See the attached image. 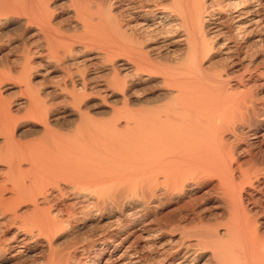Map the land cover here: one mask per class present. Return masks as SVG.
Masks as SVG:
<instances>
[{
    "label": "bare ground",
    "instance_id": "1",
    "mask_svg": "<svg viewBox=\"0 0 264 264\" xmlns=\"http://www.w3.org/2000/svg\"><path fill=\"white\" fill-rule=\"evenodd\" d=\"M7 35L0 227L20 229L0 236V258L41 244L35 264H264V157L251 151L264 102L248 61L264 49V0H0ZM204 186L217 223L199 213ZM166 198L189 201L153 224ZM92 220L107 225L78 238Z\"/></svg>",
    "mask_w": 264,
    "mask_h": 264
},
{
    "label": "rangeland",
    "instance_id": "2",
    "mask_svg": "<svg viewBox=\"0 0 264 264\" xmlns=\"http://www.w3.org/2000/svg\"><path fill=\"white\" fill-rule=\"evenodd\" d=\"M62 2V1H61ZM61 2H59V3H61ZM60 6V5H59ZM61 7V6H60ZM60 7H58V8H60ZM57 8V9H58ZM59 10V9H58ZM64 10V14L63 13H59V14H63V16L65 15V14H67L66 12H67V10L64 8L63 9ZM57 13H58V11H57ZM9 36L12 34V33H10V32H8L7 33ZM7 35V37H2L1 39V41H0V43H3V45H5L6 43L5 42H7V40H9L8 38H11V37H9ZM5 36V35H4ZM6 38H7V40H6ZM11 44H12V42L14 43V42H17V41H15V40H13L12 41V39H11ZM10 42L8 43V45L6 44V46L5 47H8V46H10L11 44H10ZM10 44V45H9ZM19 45L17 46L18 48L20 47V43H18ZM2 44H0V46H1ZM17 47H15L14 49H13V51L15 50V52H13V54L11 55V53H10V55H7V56H9V57H7V58H9V59H11L12 57H13V55H15V53H16V51H18L16 54H18L20 51H21V49L20 48H22V47H20L19 49L17 48ZM263 48V47H262ZM18 49V50H17ZM256 51L257 50V52H253V51ZM262 50V49H261ZM260 49H258V48H254L253 49V51H250V54H249V56H251V57H249V60L248 61H252V59L254 60V61H252L251 62V64H253V66L256 64V67H255V70H256V72L252 75V79H251V81L252 82H254V83H256L255 84V87H257V88H255V89H253V95H256L257 94V96H255V98L257 99V103H259V104H262L263 102H264V77H261V78H259L258 76H256L257 74H258V71H261V70H263L264 69V65L263 64H261V63H264V49H263V52L261 51ZM258 51H261V52H258ZM257 53V54H256ZM258 53H261L260 55H258ZM252 54V55H251ZM256 54V55H255ZM258 55V56H257ZM254 56H255V58H254ZM252 58V59H251ZM251 59V60H250ZM257 60V61H256ZM259 60H261V61H259ZM255 64H254V63ZM258 62V63H257ZM260 66H262V67H260ZM1 67V66H0ZM257 67H260L259 69L257 68ZM1 70H2V67L0 68ZM256 77V78H255ZM257 78H259V79H257ZM258 82V83H257ZM258 84V85H257ZM261 84H263V85H261ZM258 86H260L261 87V89L260 88H258ZM257 89V90H256ZM152 91V92H151ZM154 92H158V90L156 91V89H154V90H152V89H150V91L149 90H147V91H144V92H142V93H140V96H141V98H144V97H148V96H150L151 94H153ZM146 93V94H145ZM149 93V94H148ZM145 94V95H144ZM261 98H263V99H261ZM262 143V144H261ZM260 143V145H257V146H255L253 149H251V151H252V153H254V155H255V157H258L259 159H261V157L263 158L264 157V141H262ZM260 146V147H259ZM257 158V159H258ZM210 183V182H209ZM208 188V187H207ZM207 188L204 186V187H202L201 189H199V190H196V192L193 194V195H198V197L199 196H201L202 197V199H199V201H198V203H197V207H199V208H201V211L202 210H206V212L204 213V212H199L200 214H204V216H202V217H205V214H206V217L205 218H209V219H205L206 221H205V223L207 224V222L208 223H217V221H213V220H218L219 219V217L220 216H217V215H215V216H213V218L212 217H209V214L210 213H214L215 211V208H214V199L213 198H206L205 196H202V195H205V194H201L202 192L203 193H205L206 191H207ZM204 190H205V192H204ZM206 198V199H205ZM168 198H166V199H162V200H159V204L158 203H156L155 202V204H153L152 205V207H150L151 209L149 210V212H150V214H149V217H150V220L152 221V223L153 224H162V226H167V224L169 225L170 223H171V221L170 220H172L171 218H173L174 220L173 221H175L176 219H177V217L179 216V211L181 210V209H179V208H182L181 206H179V205H182L183 203H185L187 200L189 201V199H182V201H183V203H181V202H179V201H176V200H172V201H169V202H167L168 200H167ZM214 200V201H213ZM165 201V202H164ZM185 201V202H184ZM174 202H176V203H174ZM164 205H163V204ZM178 203V204H177ZM159 206H158V205ZM161 206V207H160ZM178 208H177V207ZM183 206V205H182ZM153 207L154 208H157V209H153ZM206 208V209H205ZM153 209V210H152ZM156 210V211H155ZM148 212V213H149ZM208 212H210V213H208ZM106 214V213H108V211H104V212H102V213H98V214ZM97 213H94V215H93V219L94 218H98L100 215H98ZM104 214V215H105ZM98 215V216H97ZM175 215V216H174ZM178 215V216H177ZM208 215V216H207ZM97 216V217H96ZM177 216V217H176ZM175 217V218H174ZM215 217L217 218V219H215ZM114 219V218H113ZM157 219V220H156ZM155 220V221H154ZM208 220H212V222L211 221H208ZM161 221V222H160ZM163 221V222H162ZM164 221H166V223H164ZM219 221V220H218ZM106 222V221H105ZM108 222V221H107ZM169 222V223H168ZM88 224H89V226H87L85 229H82L80 232H82V233H80L79 235H78V238H80V239H83V238H87L88 236L89 237H92L95 233H96V231H98V230H101V229H103L104 227L103 226H106L107 225V223H102V224H104V225H99V227H97V225H96V223L94 222V220H92V221H90V222H88ZM87 224V225H88ZM106 224V225H105ZM92 225H94L93 227L95 228V229H97V230H94L93 231V227H91V228H89L90 226H92ZM4 225H2V227H3ZM7 226V227H6ZM78 226H81V224L79 223L78 224ZM2 227H0V231L2 230V232H0V236L1 235H3L4 234V239H0L4 244H10V242L12 241V239H13V236H12V234H13V229L14 228H16L17 227V229H20V228H18V226H14V228H12V226H10V225H5L3 228ZM97 227V228H96ZM101 227V228H100ZM190 227V226H189ZM4 228H11V231L10 230H8L7 232L5 231L4 232ZM87 229H90V230H88L87 231ZM85 231V232H84ZM87 231V232H86ZM92 232V235L90 234ZM6 233V234H5ZM5 235H7V236H5ZM88 235V236H87ZM91 235V236H90ZM10 237V238H9ZM12 237V238H11ZM89 237H88V239H89ZM7 240V241H6ZM10 241V242H9ZM9 242V243H8ZM65 243H69V242H65ZM64 243V245H62L63 243H61V246H60V244H59V246H58V248L56 247V249H59L60 248V250H66L67 248H68V246H70L71 245V243H69V244H65ZM31 245V246H30ZM135 246H140V242H138ZM27 247V249H29V251L31 252H33L31 255H33V254H35L34 256H29L30 257V259L29 258H26L27 260H25V258L22 260V258L20 257L21 256V254H15V255H18V256H15L14 254V256H12L11 255V257H10V255L7 257H4V258H0V264H35L36 262H38L37 260H39V261H41V257L42 258H44V256L46 255L45 253H47L46 251H42V248H41V244H39V245H34V244H29V245H27L26 246ZM65 247H67V248H65ZM32 248V249H31ZM25 248H23L22 250H24ZM31 249V250H30ZM34 249V250H33ZM39 251H40V253H39ZM59 251V250H58ZM37 253V254H36ZM41 255V256H40ZM33 257H35V258H33ZM37 257V258H36ZM11 258V259H10ZM36 259V260H35ZM207 259V257H205L204 259H202L201 261H199L200 263L199 264H211V262H209V260L207 259V261H205ZM1 260H3V261H1ZM33 261V262H32Z\"/></svg>",
    "mask_w": 264,
    "mask_h": 264
}]
</instances>
